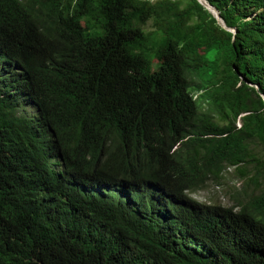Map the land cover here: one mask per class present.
<instances>
[{"label":"trees","instance_id":"16d2710c","mask_svg":"<svg viewBox=\"0 0 264 264\" xmlns=\"http://www.w3.org/2000/svg\"><path fill=\"white\" fill-rule=\"evenodd\" d=\"M207 2L236 35L198 0H0V264H264V0ZM232 168L237 208L191 197Z\"/></svg>","mask_w":264,"mask_h":264},{"label":"rangeland","instance_id":"374dc122","mask_svg":"<svg viewBox=\"0 0 264 264\" xmlns=\"http://www.w3.org/2000/svg\"><path fill=\"white\" fill-rule=\"evenodd\" d=\"M247 189L248 178L243 177L232 168L228 170L221 182L210 180L203 189L198 190L191 197L203 204L237 208L238 200Z\"/></svg>","mask_w":264,"mask_h":264},{"label":"clouds","instance_id":"9594fccd","mask_svg":"<svg viewBox=\"0 0 264 264\" xmlns=\"http://www.w3.org/2000/svg\"><path fill=\"white\" fill-rule=\"evenodd\" d=\"M34 113H35V110L27 108V115H34ZM85 190L89 193V195L92 198H96L101 195H104V193L106 192L104 186H100V185L87 186ZM121 190H123V188L119 189L118 191H121Z\"/></svg>","mask_w":264,"mask_h":264},{"label":"water","instance_id":"95a60500","mask_svg":"<svg viewBox=\"0 0 264 264\" xmlns=\"http://www.w3.org/2000/svg\"><path fill=\"white\" fill-rule=\"evenodd\" d=\"M203 6H205L217 19V21L219 22V24L226 30L232 32L234 35L237 34V30L236 29H231V28H228L225 23L223 22L222 18H221V15H220V12L214 8L213 6H211L207 0H198Z\"/></svg>","mask_w":264,"mask_h":264},{"label":"bare ground","instance_id":"6f19581e","mask_svg":"<svg viewBox=\"0 0 264 264\" xmlns=\"http://www.w3.org/2000/svg\"><path fill=\"white\" fill-rule=\"evenodd\" d=\"M22 104V103H21Z\"/></svg>","mask_w":264,"mask_h":264}]
</instances>
